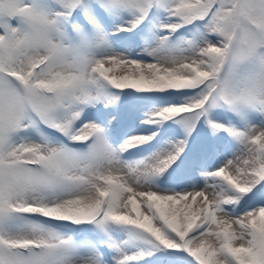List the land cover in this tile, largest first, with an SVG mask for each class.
<instances>
[{"label": "snow or ice", "instance_id": "obj_1", "mask_svg": "<svg viewBox=\"0 0 264 264\" xmlns=\"http://www.w3.org/2000/svg\"><path fill=\"white\" fill-rule=\"evenodd\" d=\"M0 264H264V0H0Z\"/></svg>", "mask_w": 264, "mask_h": 264}, {"label": "rangeland", "instance_id": "obj_2", "mask_svg": "<svg viewBox=\"0 0 264 264\" xmlns=\"http://www.w3.org/2000/svg\"><path fill=\"white\" fill-rule=\"evenodd\" d=\"M117 72H119V69H117Z\"/></svg>", "mask_w": 264, "mask_h": 264}]
</instances>
